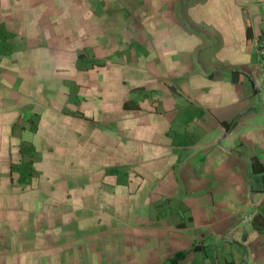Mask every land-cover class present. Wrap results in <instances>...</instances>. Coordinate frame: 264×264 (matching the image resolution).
<instances>
[{"label": "crops", "instance_id": "crops-1", "mask_svg": "<svg viewBox=\"0 0 264 264\" xmlns=\"http://www.w3.org/2000/svg\"><path fill=\"white\" fill-rule=\"evenodd\" d=\"M263 32L264 0H0V264H264Z\"/></svg>", "mask_w": 264, "mask_h": 264}, {"label": "built area", "instance_id": "built-area-1", "mask_svg": "<svg viewBox=\"0 0 264 264\" xmlns=\"http://www.w3.org/2000/svg\"><path fill=\"white\" fill-rule=\"evenodd\" d=\"M256 51L258 59L264 61V32L256 42Z\"/></svg>", "mask_w": 264, "mask_h": 264}, {"label": "rangeland", "instance_id": "rangeland-1", "mask_svg": "<svg viewBox=\"0 0 264 264\" xmlns=\"http://www.w3.org/2000/svg\"><path fill=\"white\" fill-rule=\"evenodd\" d=\"M255 61H256L255 63H257L260 68V74H262L263 88L261 90L262 91L261 95L264 98V61L257 59V57Z\"/></svg>", "mask_w": 264, "mask_h": 264}]
</instances>
